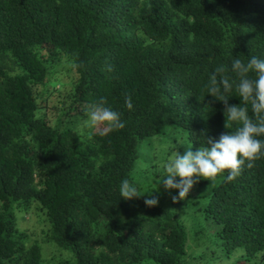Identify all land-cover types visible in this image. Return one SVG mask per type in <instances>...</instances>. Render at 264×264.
I'll list each match as a JSON object with an SVG mask.
<instances>
[{
	"label": "trees",
	"instance_id": "16d2710c",
	"mask_svg": "<svg viewBox=\"0 0 264 264\" xmlns=\"http://www.w3.org/2000/svg\"><path fill=\"white\" fill-rule=\"evenodd\" d=\"M233 55L264 58V0H0V264H264V158L202 200L174 203L162 161L135 180L141 145L168 128L194 151L236 130L207 96ZM100 98L124 129L65 127ZM124 179L158 205L121 199ZM17 212L37 216L41 239Z\"/></svg>",
	"mask_w": 264,
	"mask_h": 264
},
{
	"label": "clouds",
	"instance_id": "9594fccd",
	"mask_svg": "<svg viewBox=\"0 0 264 264\" xmlns=\"http://www.w3.org/2000/svg\"><path fill=\"white\" fill-rule=\"evenodd\" d=\"M242 56L233 55L228 65L216 66L207 81V96L224 105L225 126L236 124V130L219 139L206 136L205 144L196 151L188 145L183 155L175 150L161 165L158 185L170 194L175 191L172 195L174 203L187 199L194 183L200 179L213 182L217 176L226 173V181L232 182L241 175L245 165L252 168L257 160L264 158V58L249 55L244 60ZM233 91L241 100L239 106L229 104ZM125 104L132 109L130 97L125 98ZM85 116L83 126L98 130L101 135L105 130L118 131L126 126L121 114L108 107L104 98L90 104ZM154 192L140 196L138 188L128 179L119 185L121 199L131 201L147 196L144 202L148 207L159 203Z\"/></svg>",
	"mask_w": 264,
	"mask_h": 264
},
{
	"label": "rangeland",
	"instance_id": "374dc122",
	"mask_svg": "<svg viewBox=\"0 0 264 264\" xmlns=\"http://www.w3.org/2000/svg\"><path fill=\"white\" fill-rule=\"evenodd\" d=\"M66 68H67V70L71 69L70 66H67ZM65 76L66 75L62 76V73H61V75H60V73H58V74L55 73L52 77V80L58 79V78L62 79ZM52 88L53 87L50 86L49 92L51 90H53ZM49 95H51V94H49ZM43 97H44V99H46L47 95H44ZM41 101L42 100H40V102ZM49 106H50V109L46 113L48 116V119L50 120V122H52V124L58 123L59 117L57 116V114L60 115V114H62V112L60 111L57 103L56 104L52 103ZM41 114H44V110L41 112ZM84 120L80 117H77V118L71 117L68 121H67V118L63 119V121H67V123L65 124V127L77 129V130L84 132V133L92 131V129L83 126ZM53 125H55V124H53ZM182 145H184V146H182ZM187 145L190 147L192 146V150L194 151V147H193L192 143L190 141H188L186 139V137L181 135L180 132H178L173 127L168 128L166 130L165 134L162 136L146 139L139 149V159L137 162L135 180L140 181V182H144L145 184H148L150 182V180L148 181L146 179V176H151L152 173H154V171H156L158 169L157 168L158 164L161 161L162 162L166 161L169 158V155L172 151H175V150L179 151V153L181 155H183L184 152L187 150ZM143 177H144V179H146L148 181V183H146L143 180ZM203 181H205V183L198 187V185H199L198 183H201ZM217 183H218V181L216 178L213 180V182L210 180L200 179L199 182L194 183V187H193L192 191L193 192H199L197 194L198 200H202L203 198H201V197L203 195H205V196L208 195V193H210L212 191V189L214 187H216ZM31 214L33 216L28 215L24 219H22L24 217L25 213L24 212H21V213L17 212L16 215H17V217H19L18 226L21 230H27L30 234H32L34 239H41V237H42V226L38 222L37 216L34 215L33 212H31ZM43 251L45 253L44 246H43ZM216 264H235V263L233 261H231V262L222 261V262H218Z\"/></svg>",
	"mask_w": 264,
	"mask_h": 264
}]
</instances>
